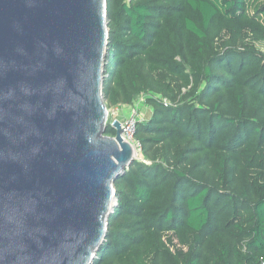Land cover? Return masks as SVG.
<instances>
[{
  "label": "trees",
  "instance_id": "obj_1",
  "mask_svg": "<svg viewBox=\"0 0 264 264\" xmlns=\"http://www.w3.org/2000/svg\"><path fill=\"white\" fill-rule=\"evenodd\" d=\"M103 95L131 101L143 155L114 182L93 264L264 262V0H106ZM104 134L114 136L107 124Z\"/></svg>",
  "mask_w": 264,
  "mask_h": 264
},
{
  "label": "water",
  "instance_id": "obj_2",
  "mask_svg": "<svg viewBox=\"0 0 264 264\" xmlns=\"http://www.w3.org/2000/svg\"><path fill=\"white\" fill-rule=\"evenodd\" d=\"M106 0H0V264H92L132 145L104 134Z\"/></svg>",
  "mask_w": 264,
  "mask_h": 264
},
{
  "label": "rangeland",
  "instance_id": "obj_3",
  "mask_svg": "<svg viewBox=\"0 0 264 264\" xmlns=\"http://www.w3.org/2000/svg\"><path fill=\"white\" fill-rule=\"evenodd\" d=\"M244 43L253 44L256 49L264 53V41L251 42L250 39H247L244 41ZM153 78L155 81L152 84H149L147 86H142L139 93L131 101H127L124 98H119L116 101L112 102L110 99L107 98L106 95H103V89H102V97H103V100L105 102V105L107 107V112H108L107 122H111L115 118H117V120L121 122L135 108H138L142 114L143 119H146L148 116H150L152 112V107L149 102L150 99L152 98L163 99L166 102H168V100L164 96H162L159 90V84H161L162 82H168L170 80V77L164 75L163 73H158V74H155ZM102 87H103V84H102ZM159 149L160 147H157V146L154 147L153 151L150 153V156L143 155L141 151V153H138L135 156V160L137 159L146 164H151L152 162H161L164 166H167L162 156V151ZM116 204H117V199H116L114 206L112 207L111 212H113Z\"/></svg>",
  "mask_w": 264,
  "mask_h": 264
},
{
  "label": "built area",
  "instance_id": "obj_4",
  "mask_svg": "<svg viewBox=\"0 0 264 264\" xmlns=\"http://www.w3.org/2000/svg\"><path fill=\"white\" fill-rule=\"evenodd\" d=\"M115 120H117V118L113 119L111 122H107V124L112 127ZM142 120L143 117L140 110L135 108L128 116L125 117L123 121L120 122L121 129L123 130L121 137L124 141H127L132 145L134 156L141 153L142 150L141 142L135 136L136 126ZM262 264H264V262Z\"/></svg>",
  "mask_w": 264,
  "mask_h": 264
}]
</instances>
